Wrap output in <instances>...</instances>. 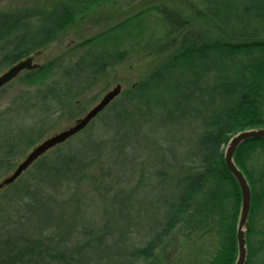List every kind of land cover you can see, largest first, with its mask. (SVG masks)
<instances>
[{
  "label": "rangeland",
  "instance_id": "1",
  "mask_svg": "<svg viewBox=\"0 0 264 264\" xmlns=\"http://www.w3.org/2000/svg\"><path fill=\"white\" fill-rule=\"evenodd\" d=\"M63 1L0 0V13L38 14L61 6ZM85 1L87 5L75 7L73 23L31 55L39 66L57 61L58 77L56 74L43 85L28 86L18 78L23 72L0 90V152H13L11 160L0 168V181L34 146L70 127L111 88L120 85L123 92L161 64L171 49L169 43L160 48L158 44L150 49L131 47L163 34L160 17L151 8L166 6L178 10L182 18L192 20V29L201 34L207 31L211 37L218 35L203 17L204 0ZM140 12L144 13L137 27L133 23L134 27L120 28L110 38L87 43ZM7 50L8 42H0V57ZM101 51L129 54L107 67L104 75L76 98L73 96L69 105H39L37 92H46L51 82L60 79L63 69H70L87 53ZM7 69L1 68L0 75ZM24 97L32 100L24 103ZM198 110L202 115L207 112L204 106H198ZM204 117L191 119L187 111L171 119H157L152 112L143 111L116 117L107 110L86 131L61 146V153L73 155L74 162L59 166L51 174L50 169L57 164L53 159L57 156L56 147L44 155L47 162L40 172L34 163L13 183L12 189L0 191V244L22 237L54 251L65 247L66 256L73 259L71 264H129L130 254L142 248L153 235L152 230H156L152 228L162 201L171 192L169 185L196 162ZM157 173L165 177L161 179ZM8 194L12 197L6 198ZM168 241L156 253L154 264L158 260L167 264L164 255L168 264L180 255L190 260L191 250L203 251L209 244L204 240L191 249L189 243H182L180 231H175ZM188 260L184 264H190Z\"/></svg>",
  "mask_w": 264,
  "mask_h": 264
},
{
  "label": "trees",
  "instance_id": "2",
  "mask_svg": "<svg viewBox=\"0 0 264 264\" xmlns=\"http://www.w3.org/2000/svg\"><path fill=\"white\" fill-rule=\"evenodd\" d=\"M204 4L203 17L218 33L214 37L207 31L201 34L192 29V20L182 18L178 10L166 6L151 8L160 17L163 34L158 39L151 38L131 47L150 49L159 45L157 48H160L169 43L170 51L143 81L121 92L92 121L107 110H112V116L116 117L131 111L152 112L157 119L176 118L186 111L191 119L205 116L201 121L204 132L197 141L196 162L169 185L171 192L162 201L156 225L152 228L156 230H152L153 235L142 248L130 254L129 264H154L158 259L156 253L175 231L182 233V243H189L191 249L204 240L209 244L203 251L193 250L192 253L191 250L190 260L180 255L173 264H184L186 260L190 264H234L236 259L235 230L240 192L225 169L223 150L236 134L264 128V0H204ZM77 5L87 3L85 0H64L61 6L38 14L1 12L0 42H8V50L0 57V70L10 68L52 42L73 23ZM143 13L87 43L110 38L114 31L129 28L133 23L137 27ZM128 54L129 51L87 53L70 69H63L60 79L51 82L46 92L38 91L37 102L41 106L46 103L60 107L69 105L73 96L76 98L103 76L107 67ZM108 57L110 61L107 62ZM58 65L57 61H52L18 78L28 86L43 85L55 77ZM31 100V97L21 99L24 103ZM198 106H204L207 112L202 115ZM61 146L57 147V156L53 158L56 166L49 168L51 174L57 172L59 166L74 162L73 155L61 153ZM12 155L11 149L0 152V168ZM46 160L43 156L35 162L37 173ZM233 162L250 188L246 264H264V140L243 143L235 151ZM157 175L161 179L165 177L161 173ZM13 187L12 184L8 188ZM49 247L22 237L14 242L5 240L0 244V264H71L73 259L66 256L65 247L56 245L54 247L59 249L55 251ZM160 254L163 255V251ZM163 258L168 264V257L164 255ZM157 264L162 262L158 260Z\"/></svg>",
  "mask_w": 264,
  "mask_h": 264
},
{
  "label": "water",
  "instance_id": "3",
  "mask_svg": "<svg viewBox=\"0 0 264 264\" xmlns=\"http://www.w3.org/2000/svg\"><path fill=\"white\" fill-rule=\"evenodd\" d=\"M38 67L39 65L33 63L32 57H28L17 62L0 75V89L16 79L22 72L33 71ZM121 91L122 89L120 85L114 86L107 91L82 117L76 119L70 127L50 136L34 146L23 158V160H21V162L15 167V169L7 177L0 181V191L12 185L41 157L54 148L63 145L68 140L86 129L87 126L121 94ZM251 140H264V128L248 129L236 134L227 142L223 150V162L225 169L236 182L240 192V207L235 230L237 253L234 264H246L247 249L245 234L248 230V216L251 197L247 180L243 173L234 164L233 155L239 146Z\"/></svg>",
  "mask_w": 264,
  "mask_h": 264
}]
</instances>
